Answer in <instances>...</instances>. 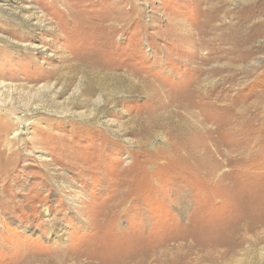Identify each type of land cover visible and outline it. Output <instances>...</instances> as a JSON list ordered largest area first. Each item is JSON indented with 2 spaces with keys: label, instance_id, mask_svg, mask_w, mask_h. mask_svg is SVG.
<instances>
[{
  "label": "rangeland",
  "instance_id": "1",
  "mask_svg": "<svg viewBox=\"0 0 264 264\" xmlns=\"http://www.w3.org/2000/svg\"><path fill=\"white\" fill-rule=\"evenodd\" d=\"M0 264H264V0H0Z\"/></svg>",
  "mask_w": 264,
  "mask_h": 264
},
{
  "label": "bare ground",
  "instance_id": "2",
  "mask_svg": "<svg viewBox=\"0 0 264 264\" xmlns=\"http://www.w3.org/2000/svg\"><path fill=\"white\" fill-rule=\"evenodd\" d=\"M233 42V41H232Z\"/></svg>",
  "mask_w": 264,
  "mask_h": 264
}]
</instances>
